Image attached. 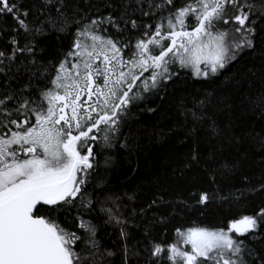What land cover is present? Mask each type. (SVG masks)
Returning a JSON list of instances; mask_svg holds the SVG:
<instances>
[{
	"label": "trees",
	"instance_id": "1",
	"mask_svg": "<svg viewBox=\"0 0 264 264\" xmlns=\"http://www.w3.org/2000/svg\"><path fill=\"white\" fill-rule=\"evenodd\" d=\"M10 2L17 10L0 13V51L11 58L0 64V96L22 92L36 102L41 90L54 88L60 62L74 60L67 54L79 31L75 22L112 16L118 27L105 23L104 34L133 46L142 29L131 20L155 24L171 10L154 6L164 0H63V14L55 0ZM249 3L259 9L264 0ZM252 19L253 48L208 77L174 69L170 80L141 93L122 113L114 147H107L103 131L94 132L84 203L78 197L56 213L61 226L82 238L74 245L79 264H171L166 254L152 255L153 245L171 244L177 228H220L264 208V15L255 12ZM201 193L207 202H198ZM81 220L94 226L91 240ZM239 238L255 256L264 253V221Z\"/></svg>",
	"mask_w": 264,
	"mask_h": 264
},
{
	"label": "snow or ice",
	"instance_id": "2",
	"mask_svg": "<svg viewBox=\"0 0 264 264\" xmlns=\"http://www.w3.org/2000/svg\"><path fill=\"white\" fill-rule=\"evenodd\" d=\"M55 4L63 14V0ZM164 5L171 10L155 24L130 21L132 28L142 29L133 46L104 34L105 23L118 27L112 16L92 18L82 26L75 22L79 31L67 54L74 60L60 62L51 80L54 88L41 90V102L22 92L0 96V264H79L74 245L82 238L61 226L56 213L78 197L84 203L82 186L93 168L89 142L98 139L94 132L103 131L107 147H114L121 114L141 92L170 80L175 64L191 68L198 77L217 73L238 51L254 47L252 15H264V4L257 9L249 0H186L180 7L164 0L154 6ZM16 10L15 3L0 0V13ZM19 24L24 26V20ZM220 25H232V30ZM4 59L11 58L0 51V64ZM114 162L111 157L106 161ZM208 199L201 193L198 202ZM262 221L264 208L217 229L177 228L178 239L190 250L178 243H156L152 255L166 254L171 264H264V253L255 256L239 238ZM79 227L91 240L94 226L81 220ZM246 254L254 258L246 260Z\"/></svg>",
	"mask_w": 264,
	"mask_h": 264
},
{
	"label": "rangeland",
	"instance_id": "3",
	"mask_svg": "<svg viewBox=\"0 0 264 264\" xmlns=\"http://www.w3.org/2000/svg\"><path fill=\"white\" fill-rule=\"evenodd\" d=\"M220 27L223 29V28H227L229 31L232 30V25H220ZM67 66V65H66ZM67 67H70V66H67ZM177 68H180L179 64H175L172 66V70L174 69H177ZM190 70H192L191 68H189ZM193 71V70H192ZM148 73H145V76H147ZM211 75V74H210ZM143 93V92H141ZM122 115V114H121ZM205 227V226H204ZM206 228H209V229H217L215 227H206ZM221 228V227H220ZM188 229V228H187ZM181 230H186V229H181ZM172 243H178V246H180L181 248H184V249H187V250H190V245H185L183 244V242L181 240L178 239L177 237V234L175 236V238L173 239Z\"/></svg>",
	"mask_w": 264,
	"mask_h": 264
}]
</instances>
